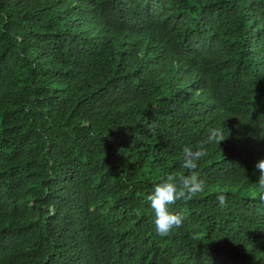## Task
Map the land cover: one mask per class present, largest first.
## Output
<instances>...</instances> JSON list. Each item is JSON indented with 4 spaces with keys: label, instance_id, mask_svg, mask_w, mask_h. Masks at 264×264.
<instances>
[{
    "label": "trees",
    "instance_id": "16d2710c",
    "mask_svg": "<svg viewBox=\"0 0 264 264\" xmlns=\"http://www.w3.org/2000/svg\"><path fill=\"white\" fill-rule=\"evenodd\" d=\"M260 160L264 0H0V264H264Z\"/></svg>",
    "mask_w": 264,
    "mask_h": 264
},
{
    "label": "clouds",
    "instance_id": "9594fccd",
    "mask_svg": "<svg viewBox=\"0 0 264 264\" xmlns=\"http://www.w3.org/2000/svg\"><path fill=\"white\" fill-rule=\"evenodd\" d=\"M224 141L223 128H210L206 140L199 143L195 150L190 146L183 148L181 167L186 169L188 174L177 175L170 172L163 181L153 186L148 200L155 214L154 224L159 236L167 237L174 229L183 226L184 217L170 211V206L178 201H190L205 192L207 185L200 177L199 162L208 155L206 145H220ZM255 168L259 172L258 182L255 184L260 193V200L264 201V160L258 161ZM218 199L221 206L226 205V195L219 194Z\"/></svg>",
    "mask_w": 264,
    "mask_h": 264
}]
</instances>
